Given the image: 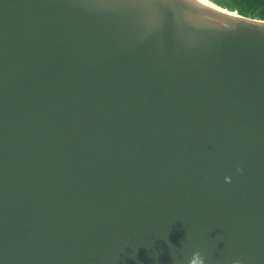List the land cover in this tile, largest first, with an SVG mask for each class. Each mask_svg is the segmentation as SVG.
Segmentation results:
<instances>
[{"label": "water", "instance_id": "obj_1", "mask_svg": "<svg viewBox=\"0 0 264 264\" xmlns=\"http://www.w3.org/2000/svg\"><path fill=\"white\" fill-rule=\"evenodd\" d=\"M237 262L264 264V21L0 0V264Z\"/></svg>", "mask_w": 264, "mask_h": 264}, {"label": "trees", "instance_id": "obj_2", "mask_svg": "<svg viewBox=\"0 0 264 264\" xmlns=\"http://www.w3.org/2000/svg\"><path fill=\"white\" fill-rule=\"evenodd\" d=\"M216 4L240 15L264 21V0H213Z\"/></svg>", "mask_w": 264, "mask_h": 264}, {"label": "clouds", "instance_id": "obj_3", "mask_svg": "<svg viewBox=\"0 0 264 264\" xmlns=\"http://www.w3.org/2000/svg\"><path fill=\"white\" fill-rule=\"evenodd\" d=\"M237 171H238V172H242L243 170L240 169V168H238ZM225 181L228 182V183H230V182H231V177H230V176H226V177H225ZM237 264H238V262H237Z\"/></svg>", "mask_w": 264, "mask_h": 264}, {"label": "rangeland", "instance_id": "obj_4", "mask_svg": "<svg viewBox=\"0 0 264 264\" xmlns=\"http://www.w3.org/2000/svg\"><path fill=\"white\" fill-rule=\"evenodd\" d=\"M213 1V0H212ZM214 2V1H213Z\"/></svg>", "mask_w": 264, "mask_h": 264}]
</instances>
